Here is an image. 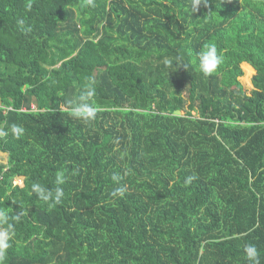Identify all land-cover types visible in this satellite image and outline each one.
I'll use <instances>...</instances> for the list:
<instances>
[{
  "label": "trees",
  "instance_id": "16d2710c",
  "mask_svg": "<svg viewBox=\"0 0 264 264\" xmlns=\"http://www.w3.org/2000/svg\"><path fill=\"white\" fill-rule=\"evenodd\" d=\"M191 5L0 0L4 264H247L249 243L264 264V0ZM205 44L223 56L208 76ZM177 56L187 70L164 64ZM88 88L95 117L73 119ZM59 172L49 209L31 185Z\"/></svg>",
  "mask_w": 264,
  "mask_h": 264
},
{
  "label": "clouds",
  "instance_id": "9594fccd",
  "mask_svg": "<svg viewBox=\"0 0 264 264\" xmlns=\"http://www.w3.org/2000/svg\"><path fill=\"white\" fill-rule=\"evenodd\" d=\"M203 5L207 7V0H192V11L195 13L198 11L199 7ZM85 6H94V0H85ZM24 21H18V25L21 26L22 31H27L23 28ZM198 59V68L200 73L205 76L211 75L214 73L219 65L223 62V56L218 54L217 48L214 44H205L202 48L196 53ZM164 64L170 67L174 66L176 69L183 67L187 70V64L183 63V58L180 56L175 57V64H173V59H165ZM95 95L94 90L88 88L81 92V94L74 101V106L71 110V116L73 119L89 122L95 117L96 109L93 107L92 98ZM23 128L18 125L11 126V135L15 138H20L23 134ZM9 131L0 128V137L9 136ZM114 180H119V177L114 176ZM192 177L189 178V181ZM56 187L55 189H49L42 186L39 183H33L31 185V192L45 204H47L49 209L56 207L62 203L65 192L61 187L65 183V176L63 172L57 173L56 176ZM125 192L124 187H119L115 189L111 194L113 196H123ZM23 213L19 212L15 215V220H19ZM11 217L4 209H0V264H4L5 258L7 256V250L10 248V241L15 235V225L10 222ZM244 259L247 261V264H260V254L254 244H245L243 247Z\"/></svg>",
  "mask_w": 264,
  "mask_h": 264
},
{
  "label": "rangeland",
  "instance_id": "374dc122",
  "mask_svg": "<svg viewBox=\"0 0 264 264\" xmlns=\"http://www.w3.org/2000/svg\"><path fill=\"white\" fill-rule=\"evenodd\" d=\"M251 75H252L251 72L245 69L243 78L239 79L241 84L244 86V90L247 92H250L253 89L251 82ZM5 163H6V156L4 154H0V164H5ZM14 184L21 185L22 184L21 179H16Z\"/></svg>",
  "mask_w": 264,
  "mask_h": 264
},
{
  "label": "water",
  "instance_id": "95a60500",
  "mask_svg": "<svg viewBox=\"0 0 264 264\" xmlns=\"http://www.w3.org/2000/svg\"><path fill=\"white\" fill-rule=\"evenodd\" d=\"M175 113H176L177 115H179V114H180V112H178V111H177V112H175Z\"/></svg>",
  "mask_w": 264,
  "mask_h": 264
}]
</instances>
